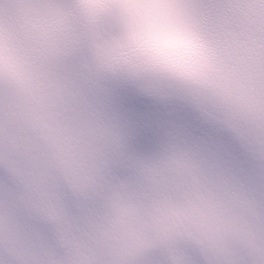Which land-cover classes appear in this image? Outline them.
<instances>
[{"label": "clouds", "instance_id": "obj_1", "mask_svg": "<svg viewBox=\"0 0 264 264\" xmlns=\"http://www.w3.org/2000/svg\"><path fill=\"white\" fill-rule=\"evenodd\" d=\"M0 264H264V0H0Z\"/></svg>", "mask_w": 264, "mask_h": 264}]
</instances>
